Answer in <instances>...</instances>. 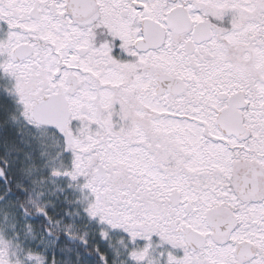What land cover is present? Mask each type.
<instances>
[{
    "label": "snow or ice",
    "instance_id": "obj_1",
    "mask_svg": "<svg viewBox=\"0 0 264 264\" xmlns=\"http://www.w3.org/2000/svg\"><path fill=\"white\" fill-rule=\"evenodd\" d=\"M0 264H264V0H0Z\"/></svg>",
    "mask_w": 264,
    "mask_h": 264
}]
</instances>
